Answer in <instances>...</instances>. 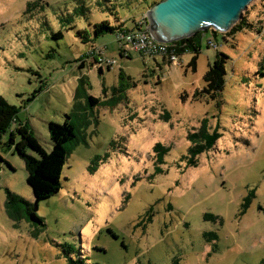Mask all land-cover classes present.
<instances>
[{
    "label": "rangeland",
    "instance_id": "obj_1",
    "mask_svg": "<svg viewBox=\"0 0 264 264\" xmlns=\"http://www.w3.org/2000/svg\"><path fill=\"white\" fill-rule=\"evenodd\" d=\"M151 2L0 0V97L48 152L50 122L70 115L77 134L63 189L37 207L26 163L4 136L0 264H264V0L243 14L254 28L228 40L203 32L178 65L123 56L107 34L97 46L114 66L79 67L91 46L79 30L92 35L91 24L116 14L132 27ZM219 53L228 56L224 89L195 99ZM204 120L221 138L190 167L188 135Z\"/></svg>",
    "mask_w": 264,
    "mask_h": 264
},
{
    "label": "trees",
    "instance_id": "obj_2",
    "mask_svg": "<svg viewBox=\"0 0 264 264\" xmlns=\"http://www.w3.org/2000/svg\"><path fill=\"white\" fill-rule=\"evenodd\" d=\"M147 1V0H144ZM162 0H155L151 2L147 10L151 6L161 2ZM147 10L145 12H147ZM86 8L81 7L76 10V13L86 15ZM142 15L141 19H133L134 25L130 27L128 23L130 20H124L118 14H116V20L113 23L111 20H103L100 22H95L91 24L92 35L86 30H79L78 35L85 41L91 42L88 52L84 55V58L79 60V67L84 68L89 60H94V63L99 64L100 59H102L103 54L101 48L95 45L99 39L107 34H114L121 47V42L119 38L125 33H135L142 31L147 27L146 13ZM245 28H254V25L248 22L244 17L240 23H238L230 32L220 33L213 31L216 38L223 37L228 40L229 35L235 34L237 31L243 30ZM209 32L211 30H208ZM203 32H198L194 36L183 39L181 41L175 42V50L177 54L182 57V55L190 50H198ZM56 37L62 38L63 33L58 32ZM213 43V42H211ZM217 47H219L217 45ZM122 55L129 56L132 54L125 55L123 49ZM145 57L142 53H140ZM100 58H99V57ZM165 62L171 63L166 57H162ZM109 59V58H108ZM116 60V59H115ZM228 56L225 53H219L216 61L210 65L209 71L206 73L205 81L207 86L204 90L196 91L195 99L198 95L208 94L212 98L219 96L220 92L225 86V76L227 74L226 64ZM107 64L108 68H112L114 65L104 62L103 66L96 67L99 68L100 72H103L104 65ZM172 64V63H171ZM262 68H264V62L262 63ZM81 83H88V77L83 75L80 79ZM44 86L39 88L34 92L30 101L36 99L38 95L43 92ZM88 103L95 107L99 105L100 100L96 97L89 96ZM21 109L15 105L10 104L4 97H0V143L2 142L4 136L10 133L11 138L9 145L14 146L16 152L22 157L26 163V168L28 172L27 183L31 187L36 206L43 201L49 200L55 195H58L63 189L62 176L64 168L67 164L68 154H69V144L73 143L77 139L76 126L71 121L70 115H67V120L64 123L50 122L48 125L50 140L52 141L53 149L48 152L43 144L40 142L38 137L32 131L29 125L23 124L19 120V114ZM17 135L20 136V140L17 141ZM221 138V134L218 131L211 132L207 125V121L204 120L202 126L194 131L190 132L188 135L189 141L192 143L188 150V154L184 156L188 160V165L190 167L198 166V159L205 152L210 151L215 147L218 140ZM163 153H167L169 148H162ZM1 158V157H0ZM2 159V158H1ZM10 199L17 201V196L9 192ZM21 202L32 206L31 203L21 199ZM34 218L35 215H32ZM216 237V235H214ZM73 251V250H71ZM71 251L67 253H71ZM71 264H100V263H89L86 258L80 257L79 259H74L70 256ZM175 264H180L177 260Z\"/></svg>",
    "mask_w": 264,
    "mask_h": 264
},
{
    "label": "water",
    "instance_id": "obj_3",
    "mask_svg": "<svg viewBox=\"0 0 264 264\" xmlns=\"http://www.w3.org/2000/svg\"><path fill=\"white\" fill-rule=\"evenodd\" d=\"M255 0H162L147 11L151 35L175 43L198 32H230Z\"/></svg>",
    "mask_w": 264,
    "mask_h": 264
},
{
    "label": "built area",
    "instance_id": "obj_4",
    "mask_svg": "<svg viewBox=\"0 0 264 264\" xmlns=\"http://www.w3.org/2000/svg\"><path fill=\"white\" fill-rule=\"evenodd\" d=\"M119 41L121 42V48L125 55L138 52L142 53L145 57H166L174 65H178L181 61V57L175 50L174 43H162L157 41L151 35L148 24L142 31L121 35ZM101 52L104 54V50ZM105 61L108 62V64L114 65L117 60L102 57L99 64L103 66Z\"/></svg>",
    "mask_w": 264,
    "mask_h": 264
},
{
    "label": "crops",
    "instance_id": "obj_5",
    "mask_svg": "<svg viewBox=\"0 0 264 264\" xmlns=\"http://www.w3.org/2000/svg\"><path fill=\"white\" fill-rule=\"evenodd\" d=\"M147 11H148V10H147ZM205 33L210 34L209 31H206ZM218 39H219V38H218ZM98 41H99V40H98ZM98 41H97V42H98ZM97 42H95V45H96V46H97V44H98ZM201 42H202V38H201ZM200 45H201V43H200ZM200 48H201V47H200ZM104 57H105V56H104ZM90 61L92 62V60H90ZM93 62H94V60H93ZM103 70H104V67H103Z\"/></svg>",
    "mask_w": 264,
    "mask_h": 264
}]
</instances>
